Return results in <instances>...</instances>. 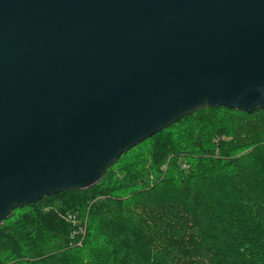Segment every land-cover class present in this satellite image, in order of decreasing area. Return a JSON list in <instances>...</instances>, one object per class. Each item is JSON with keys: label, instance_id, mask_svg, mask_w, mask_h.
<instances>
[{"label": "water", "instance_id": "water-1", "mask_svg": "<svg viewBox=\"0 0 264 264\" xmlns=\"http://www.w3.org/2000/svg\"><path fill=\"white\" fill-rule=\"evenodd\" d=\"M221 106L264 109V0H0V225Z\"/></svg>", "mask_w": 264, "mask_h": 264}, {"label": "trees", "instance_id": "trees-1", "mask_svg": "<svg viewBox=\"0 0 264 264\" xmlns=\"http://www.w3.org/2000/svg\"><path fill=\"white\" fill-rule=\"evenodd\" d=\"M0 264H264V109L197 110L93 186L15 209Z\"/></svg>", "mask_w": 264, "mask_h": 264}, {"label": "built area", "instance_id": "built-area-1", "mask_svg": "<svg viewBox=\"0 0 264 264\" xmlns=\"http://www.w3.org/2000/svg\"><path fill=\"white\" fill-rule=\"evenodd\" d=\"M65 218L68 222L75 224V225L77 224L78 233L81 235V237L85 236L86 222L82 223V221L79 219L76 213H68ZM78 244H81V241Z\"/></svg>", "mask_w": 264, "mask_h": 264}]
</instances>
